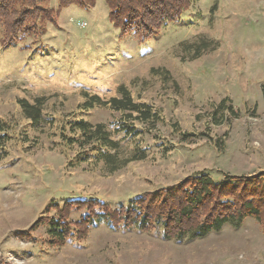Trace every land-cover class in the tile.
Segmentation results:
<instances>
[{
	"label": "rangeland",
	"instance_id": "rangeland-1",
	"mask_svg": "<svg viewBox=\"0 0 264 264\" xmlns=\"http://www.w3.org/2000/svg\"><path fill=\"white\" fill-rule=\"evenodd\" d=\"M46 28L10 48L0 42V264H264V220L179 241L158 223L86 232L87 209L72 206L120 212L198 175L220 182L264 172V0H192L148 37L115 27L104 0L65 8ZM203 42L209 48L193 59L192 45ZM120 87L160 122L130 121L138 132L127 139L113 128L120 113L85 110L88 97L119 98ZM22 100L42 105L39 126ZM224 100L233 111L216 110ZM74 120L108 127L120 142L117 171L93 145H72ZM64 220L69 233L55 242L49 221Z\"/></svg>",
	"mask_w": 264,
	"mask_h": 264
},
{
	"label": "trees",
	"instance_id": "trees-1",
	"mask_svg": "<svg viewBox=\"0 0 264 264\" xmlns=\"http://www.w3.org/2000/svg\"><path fill=\"white\" fill-rule=\"evenodd\" d=\"M58 9L47 7L50 0H0V42L5 48L13 47L24 38L34 35L37 30L46 34V24L52 23L54 15L70 6L82 10L92 9L97 0H57ZM109 9V20L121 30L127 32L136 30L138 35L152 36L168 24L173 23L188 11L192 0H104ZM209 45L203 42L194 50L193 59H197L207 51ZM119 98L104 100L99 96L88 97L84 103L85 110L93 108H109L118 112L122 120L113 128L124 138L137 136L130 121L141 124L154 125L161 120L160 114L152 107L135 101L125 87L118 89ZM40 102V101H37ZM19 105L34 126L42 121V105L30 104L26 100L19 101ZM217 111H233L225 107V100L216 108ZM69 130L74 133L72 145L80 149L93 145L92 154L99 160L117 171L116 156L120 142L113 138L111 131L104 124L93 125L84 120H74ZM132 159L123 161V165ZM122 165V164H121ZM122 165V166H123ZM224 180L214 181L207 175H198L186 179L174 189H168L156 195H146L142 199H135L131 205L120 212L110 210L107 206L92 202H72L75 209H87L89 214L83 220V231L98 225H108L115 228L121 223L127 227L137 226L148 229L155 223L163 228L166 240L198 239L213 232H220L225 226L239 228L248 218L258 221L264 220V172L257 176L234 177L223 175ZM100 210V212H98ZM60 219V217H59ZM67 221H49V233L62 241L61 234L69 233L65 225ZM61 228H63L61 230ZM81 229V227H79Z\"/></svg>",
	"mask_w": 264,
	"mask_h": 264
}]
</instances>
